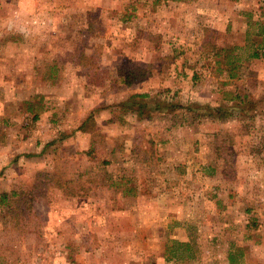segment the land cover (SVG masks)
I'll return each mask as SVG.
<instances>
[{
	"label": "rangeland",
	"instance_id": "obj_1",
	"mask_svg": "<svg viewBox=\"0 0 264 264\" xmlns=\"http://www.w3.org/2000/svg\"><path fill=\"white\" fill-rule=\"evenodd\" d=\"M2 193L0 264H264V0H0Z\"/></svg>",
	"mask_w": 264,
	"mask_h": 264
},
{
	"label": "trees",
	"instance_id": "obj_2",
	"mask_svg": "<svg viewBox=\"0 0 264 264\" xmlns=\"http://www.w3.org/2000/svg\"><path fill=\"white\" fill-rule=\"evenodd\" d=\"M256 56L257 55H254V57H256ZM122 80H123V82L126 85H130V84H132L134 82L135 77H134V75L132 74L131 71H128V74L124 73V77H122ZM142 97H144V96H140V98H142ZM142 108H143V106L138 104V109H136V110H137V112L139 113L140 116L142 114V112H141ZM122 109L123 110L133 111L134 110V103L132 102V100L129 99L127 102L123 103ZM196 109H199V108H196ZM211 111H215L217 113L221 112L220 108L215 109V110H211ZM8 199H9V196L6 193H2L0 195V203L5 204V203L8 202ZM168 260H170V259H168Z\"/></svg>",
	"mask_w": 264,
	"mask_h": 264
}]
</instances>
